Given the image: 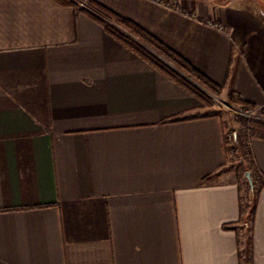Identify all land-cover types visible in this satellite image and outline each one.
Masks as SVG:
<instances>
[{
  "label": "crops",
  "instance_id": "1",
  "mask_svg": "<svg viewBox=\"0 0 264 264\" xmlns=\"http://www.w3.org/2000/svg\"><path fill=\"white\" fill-rule=\"evenodd\" d=\"M95 1L264 105V0ZM234 124L74 7L0 0V264H264V131L236 164Z\"/></svg>",
  "mask_w": 264,
  "mask_h": 264
},
{
  "label": "trees",
  "instance_id": "2",
  "mask_svg": "<svg viewBox=\"0 0 264 264\" xmlns=\"http://www.w3.org/2000/svg\"><path fill=\"white\" fill-rule=\"evenodd\" d=\"M55 1L64 6L74 7L75 9L90 16L92 19L100 23L105 28V30L115 39L127 46L129 49L151 63L156 68L168 74L173 80L182 85L187 91L198 97L204 104H211L208 95L191 80L170 67L164 60L160 58V56L157 55L155 51H153V49L171 59L172 62L180 67L188 76L195 79L200 84L216 92L221 90V87L213 82L207 75L202 74L175 50L164 44L143 27L139 26L129 19L121 17L120 15L116 14L97 1L87 0L86 3H83V1H80L78 3L74 0ZM246 106L252 107L250 105ZM244 123L247 127L248 133L252 132V130L254 129H260L264 131L263 123L247 119L244 120ZM260 187L261 186L256 187V185L254 184L255 190L258 191ZM255 209L256 200L254 202V205L251 207V212L248 214L246 213V216L248 215V218L254 216ZM242 212H245L244 207Z\"/></svg>",
  "mask_w": 264,
  "mask_h": 264
},
{
  "label": "rangeland",
  "instance_id": "3",
  "mask_svg": "<svg viewBox=\"0 0 264 264\" xmlns=\"http://www.w3.org/2000/svg\"><path fill=\"white\" fill-rule=\"evenodd\" d=\"M75 2H82L83 3L87 0H74ZM164 2H168L171 6L176 5L177 3L174 2V0H163ZM157 53L158 56L162 60H164L170 67L175 69L177 72L181 73L183 76L191 80L193 83H195L202 91H204L208 97L210 98L211 104L213 106V109L215 111L223 112L228 119L234 121V128H232V135L231 139H229V144L233 147V157L235 159L236 164H242L240 162V158L246 159L245 152H246V143L249 139L248 133L246 129L243 126V121L245 119H250L248 116H246L238 107L237 104H232L228 101H225L222 96H220L221 90L216 92L213 91L204 85L197 82L195 79L188 76L180 67H178L175 63L172 62L171 59L167 58L165 55H162L160 52H157V50L153 49ZM253 117V116H251ZM264 124V122H263ZM230 138V137H229ZM245 161V160H244ZM246 179V177H243ZM257 193L255 190H252L250 187L247 186V192L244 195V210L245 212L250 213L251 207L254 205V202L256 200ZM250 216V214H249Z\"/></svg>",
  "mask_w": 264,
  "mask_h": 264
},
{
  "label": "built area",
  "instance_id": "4",
  "mask_svg": "<svg viewBox=\"0 0 264 264\" xmlns=\"http://www.w3.org/2000/svg\"><path fill=\"white\" fill-rule=\"evenodd\" d=\"M160 1V0H159ZM210 25L212 27H215L221 31H226V27L223 25H220L219 23L215 22V21H211ZM240 110L246 115L248 116L250 119L249 120H255V121H261L264 122V105L261 106L258 109H253V107H242L240 108ZM253 116V117H251Z\"/></svg>",
  "mask_w": 264,
  "mask_h": 264
},
{
  "label": "water",
  "instance_id": "5",
  "mask_svg": "<svg viewBox=\"0 0 264 264\" xmlns=\"http://www.w3.org/2000/svg\"><path fill=\"white\" fill-rule=\"evenodd\" d=\"M246 176H247L251 186L253 187V180H252L251 172L247 171Z\"/></svg>",
  "mask_w": 264,
  "mask_h": 264
}]
</instances>
